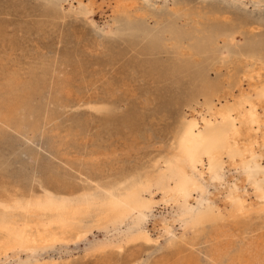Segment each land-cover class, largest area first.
Wrapping results in <instances>:
<instances>
[{"label":"rangeland","instance_id":"obj_1","mask_svg":"<svg viewBox=\"0 0 264 264\" xmlns=\"http://www.w3.org/2000/svg\"><path fill=\"white\" fill-rule=\"evenodd\" d=\"M126 1L131 17L122 20L116 11L121 0H0V74L30 80L51 71L70 81L59 108L49 87L35 97L36 107L50 103L56 109L45 112L54 114L51 122L41 121L36 132L0 130V181L11 190L0 197V264H157L191 236L199 213L240 210L256 221L260 192L244 177L238 157L232 164L224 155L217 178L205 157L202 165H189L202 192L181 193L171 173L190 142L177 138L184 128L191 140L224 123L238 130L242 115L247 126L232 143L240 150L252 146L264 168V0ZM208 37L219 43L211 80L230 78L242 64L240 86L228 87L211 107L201 97L192 100L187 79L157 82L143 64L141 54L154 44L150 58L166 68L173 63V44L186 47ZM243 68L251 84L242 78ZM99 105H109L114 119L96 115ZM127 117L131 122L124 123ZM80 165L89 167L90 177L79 176ZM19 186L28 190L21 200L14 194ZM130 195L144 206L115 208ZM197 248L200 264H210L205 245Z\"/></svg>","mask_w":264,"mask_h":264},{"label":"bare ground","instance_id":"obj_2","mask_svg":"<svg viewBox=\"0 0 264 264\" xmlns=\"http://www.w3.org/2000/svg\"><path fill=\"white\" fill-rule=\"evenodd\" d=\"M126 2H127L126 0H121V3L120 2L116 3L117 4L116 11H117V13H119V17L122 20L129 19L131 17L129 11L127 10V7H131V6H128L126 4ZM138 15H140V14H138ZM211 20H213V17ZM221 20H222V18H221ZM224 37L226 38V36H224ZM230 40H231V38H230ZM218 44H219L218 38H215V37H208L205 39L193 40L186 47H183L180 43L173 44V47L175 49L174 50L175 52H174L173 63H172V65H170L169 67H166V68L165 67L160 68L158 66V63L153 61L150 58L151 53L153 51H156L155 49L158 48V47H154L156 44H154V46L152 48H150L145 54H141V56L143 59L144 66L147 69H149L150 75L153 76V78L157 82L179 84L180 82H183L184 80L187 79V81L190 82V87H191L190 94H191L192 100H197L199 97H201V98H203L204 105L206 107H211L213 99H218L219 97H222L223 92H226V93L228 92V89H227L228 87L234 86L237 88L240 86V84L242 82V81H240V77L238 74L239 73L238 71L240 70L239 65H242L240 62H239L240 64L236 65L234 67V70H232L235 72H233L232 74H229L230 78L227 77L226 80L215 81V82L209 78L208 73L210 71L214 70L212 62L216 57L215 56L216 53L218 52ZM224 44H227L226 40L224 41ZM243 49L245 50V48H243ZM247 49L249 50V48H247ZM247 49H246V51H247ZM254 50H252V52ZM221 54H223V52H221ZM229 54H230V52H229ZM255 55L258 56L257 54H255ZM145 56L147 57V59L144 58ZM231 56H229L230 59H231ZM218 57H217V59H218ZM233 58H234V56H233ZM226 59H228V56ZM236 59H237V57H236ZM222 63H224L223 60H222ZM209 65H211V66H209ZM243 69L241 70V72L243 74L242 78L247 79V80L249 79L248 83L251 84L252 81H251V76H250L249 72L246 71V69H244V70ZM47 72L45 75H43L41 77H36V76H34V74H31L30 80H25V79L23 80L15 73H8V74H2L1 73L0 74V130H2L4 128H10V127L12 128L13 127V129L18 131V132H22L23 129H27L28 131L30 130V132H36L37 130H39V126H40L41 121H43L45 123H47V122L49 123L53 120L52 116L54 115L53 114L54 112H57L56 109H54V108L50 109L49 108L50 103L49 104L41 103L39 107L38 106L36 107L34 105L35 97L39 95V93L41 92L42 89L44 90V88L49 87V89L53 91V97L51 99V103L55 107L59 108V107L64 105L62 102V101H64V100H62V96L65 97V94L68 93V91L70 89V83H69L70 81H69V76H65V77H63V79H59V77L57 76L58 73L56 75L55 72L49 71L48 73L50 74V72H51V74H50L51 76L49 77V80H48L49 82H46L44 77H46ZM262 74L264 75V73H261V75ZM59 75H61V74H59ZM113 85H114V83H113ZM232 89H233V87H232ZM249 89H251V88H249ZM259 91H261V89ZM253 94H255V93H253ZM233 98H234V95H233ZM243 101L244 100H242V102ZM255 105L258 106V104H255ZM231 107H232V104H231ZM235 107H237V106H235ZM248 107H250V106H248ZM255 109L256 108H254V110ZM94 110L96 112V115L100 116L106 122L110 121L114 117L112 112H110L111 107L109 105L95 106ZM223 110H224V108H223ZM32 112H43V115H40V114L36 115L35 113H32ZM45 112H47V113L53 112V113L47 115ZM233 113L235 114L236 112L233 111ZM219 115H221V114H219ZM244 115H246V114H244ZM254 115H256V114H254ZM249 116H251V115L249 114ZM254 117L257 118L259 116H254ZM28 118L30 121H28ZM31 120H33V121H31ZM238 120L241 124V127L238 130L237 129L235 130V127L232 128V127H230L224 123L225 125L222 124L220 127H217L216 129L208 130L201 137H199L197 139H192V140H191L190 129L184 128L179 134H177V138H180L181 140L188 139V140H190V142L187 145L186 149L184 150L183 156H181V157L179 156L180 159H178V161L176 162L175 171L173 173H171V172L170 173L173 174L172 176H173V179L175 181L176 187L179 191H181V193H184V194L188 193V192H190L189 190L192 188H194L195 192L196 191L202 192L204 189L201 186L202 184L201 183H200L201 185L196 184V182H193V180L191 178V175H190V172L188 169L189 165L191 167H193L194 165H197V164L202 165V160L205 157V158H207V162H208L209 174L212 175L214 178H217L221 169H222V166L225 164V162L222 161V157L224 155L228 156L230 158V162L232 164H234V160H235L234 158L238 157V158H236V160H238V161H235V162H238V164H239L238 166L240 168L242 167L244 169V177L246 178L247 181L253 183L258 188V190L260 192L259 194H260L261 205L259 207L258 213L255 215L256 221L249 219L250 215H246V214L242 213L240 210H230L225 214H221V211H220V214H218V213L212 214L210 212L199 213L198 215L194 216V219H192L196 228H195L194 232H192L191 236L187 239L185 236V240L181 241V244L177 243L173 247V249L170 251V253H168L166 256L164 255L165 257H163V259L157 264H200L199 257L194 253V250L198 249L197 247L199 246V243H200V245L201 244L205 245V253L207 255V258L209 259L210 264H264V231H263L264 230L263 229L264 228V168L261 167V165L259 163V159L257 158V156L254 155L252 146H246V145L242 144L243 150H240L238 147H235L234 144L232 143L233 138L236 136L235 133L242 131L241 129L244 126H247V123H245L246 121H244L243 115ZM123 122L129 123L131 121L127 117V118L123 119ZM225 122H226V120H225ZM136 124H139V123H136ZM44 125H46V124H44ZM130 126L131 125H129V127ZM135 129H136V127H135ZM253 147H255V146H253ZM260 149H262V148H260ZM248 151H250V152H248ZM249 155H251V156H249ZM261 159H263V158H261ZM226 162H228V161H226ZM166 164L168 165V163H166ZM162 165L164 166V164H162ZM69 167L71 168L72 166L70 165ZM4 168H5V163L0 161V170L3 171ZM172 169L174 170L173 167H172ZM170 170H168V171H170ZM166 172L167 171H165V173ZM77 173L79 174V176L90 177L92 174V171L89 170V167L87 169L86 167L80 165L78 167ZM162 173L165 175L164 172H162ZM167 173L169 174V172H167ZM200 174H202V173H200ZM171 179H172V177L170 178V181H171ZM161 181H163V180H161ZM161 181H160V183H162ZM158 182H159V180H158ZM133 185H135V184H133ZM74 187L78 188L77 185ZM15 192L16 193H14V194L20 200L24 199L28 195V190H26L25 188L20 187V186L17 187V191H15ZM6 193L11 194V190L10 191L7 190L6 184L3 181H0V197ZM178 193L180 194V192H178ZM190 194L191 193H189V195ZM137 195H138V193H137ZM167 196L169 197V194ZM173 198H174V196H173ZM143 204L144 203H142V201L139 198H137V196L130 195L129 198H126V199H124V201L118 203L115 208H117L120 211H127L128 212L130 210H135V209H139V208L143 207L144 206ZM225 204H227V202ZM110 207H111V205H110ZM186 212H187V210H186ZM189 215H192V214H189ZM190 217H192V216H190ZM122 220H124V218ZM255 223L258 225H261L259 229L255 226ZM2 226H4V225H2ZM62 231H64V230H62ZM257 232H259L258 235H256ZM37 239H39V238H37ZM64 239H65V237H64ZM56 240H58V239H56ZM64 241H66V240H64ZM50 244H51V242H50ZM104 248H106V247H104Z\"/></svg>","mask_w":264,"mask_h":264}]
</instances>
